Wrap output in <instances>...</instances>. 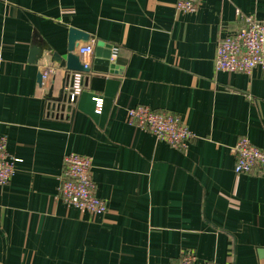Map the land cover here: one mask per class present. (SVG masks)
Wrapping results in <instances>:
<instances>
[{"label":"crops","instance_id":"0c3cea01","mask_svg":"<svg viewBox=\"0 0 264 264\" xmlns=\"http://www.w3.org/2000/svg\"><path fill=\"white\" fill-rule=\"evenodd\" d=\"M176 1L0 0V135L21 160L0 186V264H176L186 252L264 264V170L236 174L231 151L242 139L264 151V69L215 70L219 42L241 15L264 22V0H201L186 15ZM71 28L117 48L118 70L90 74L61 116L47 96L65 72L31 54L47 43L65 57ZM137 106L179 115L195 140L174 149L130 126ZM69 153L92 159L106 214L60 199Z\"/></svg>","mask_w":264,"mask_h":264},{"label":"built area","instance_id":"2783aa9c","mask_svg":"<svg viewBox=\"0 0 264 264\" xmlns=\"http://www.w3.org/2000/svg\"><path fill=\"white\" fill-rule=\"evenodd\" d=\"M201 0H177L176 10L184 15L197 12ZM240 15V13H239ZM243 27L233 34L225 36L217 47L215 70L218 72L251 74L255 69H264V22L254 17L241 15ZM85 67L87 60L94 56V43L83 44L76 51ZM117 48L112 50L110 61L113 63ZM3 51L0 46V65L3 63ZM49 70L43 72L46 79ZM84 74H76L73 92L78 95L83 86ZM92 102L95 112L100 114L104 107L103 97L94 96ZM128 124L150 132L158 141L169 144L174 149H182L195 140L196 136L177 114L157 113L149 107L137 106L128 110ZM8 141L0 135V186H6L15 175L20 159L11 157L7 151ZM236 162L235 173H251L255 169L264 170V151L249 140L242 139L231 149ZM93 161L76 153L64 158V170L59 189L60 199L69 206L87 212L93 216L108 212L107 202L96 193V184L92 178ZM176 264H197L196 257L189 252L183 253ZM207 264H220L210 262Z\"/></svg>","mask_w":264,"mask_h":264},{"label":"water","instance_id":"95a60500","mask_svg":"<svg viewBox=\"0 0 264 264\" xmlns=\"http://www.w3.org/2000/svg\"><path fill=\"white\" fill-rule=\"evenodd\" d=\"M91 36L78 29L71 28L69 30L67 54L65 57L58 52H55L47 43L35 45L32 50L31 60L34 63L43 62L47 55L50 63L59 69L64 70L65 77L62 81V87L55 97L53 95L54 87L49 90L47 99L49 101L48 109L54 113H70L72 104L77 100V95L74 94L73 88L75 85L76 74H84L83 83L89 80L90 74H113L117 72V67L110 61L113 46L103 41H98L95 47V59L91 66L85 67L81 62L80 57L75 52L79 47V43H88ZM43 75H39V82L43 80Z\"/></svg>","mask_w":264,"mask_h":264}]
</instances>
